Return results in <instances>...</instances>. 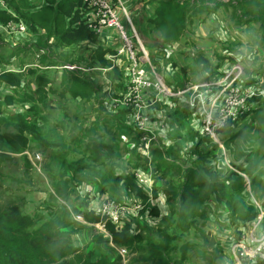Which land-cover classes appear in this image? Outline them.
Listing matches in <instances>:
<instances>
[{
  "label": "trees",
  "instance_id": "obj_1",
  "mask_svg": "<svg viewBox=\"0 0 264 264\" xmlns=\"http://www.w3.org/2000/svg\"><path fill=\"white\" fill-rule=\"evenodd\" d=\"M151 2V15L147 16L146 21L163 45L178 43L187 26L221 12L235 28L251 24L257 30L264 54V0ZM89 18V9L83 0H5L4 6H0V23L22 20L27 33L36 35L41 44L39 50L43 53L39 57L36 55L38 64L28 65V73L37 80V86L29 93L28 99L19 92L22 89L19 85L23 81L21 68L9 70L6 67L10 63L9 57L15 53L10 52L8 56L0 53V83L10 86L17 96L5 94L2 101L9 105L14 100L29 102L25 110H15L0 117V124L16 130L2 131L0 128V140L3 137L15 140L14 146H5L14 152L23 150L22 141L26 142V147L33 141L43 150H52V159L42 167L51 176L53 191L61 201L56 207L44 208L41 215L25 212L17 203L0 205V264H122L119 254L113 258L103 253L94 257V249L73 242L72 236L79 229L72 226L68 205L74 191L72 180L85 179H92L99 195L111 197L117 202H128L125 201L126 195H121V192L126 194L125 191L130 189L142 198L140 203L143 205L137 216L128 218L122 224L108 222L106 235L94 232L88 240L90 243L110 241L124 247L131 256L127 264H182L187 258L189 247L197 244L188 238H201L204 234L206 205L209 202L225 204L231 216L244 223L255 219L258 208L250 194L245 193L240 197V190L243 191L247 185L242 174L229 169L225 173L212 168L208 160L209 150L203 145L215 142L213 139L201 129H195L201 141L189 146L183 143L185 132L182 129L188 123V115L192 113L186 102V93L175 97L160 96L148 108L154 121L162 115L168 119L165 124L179 138L178 146L164 147L161 137H158V142H149V154L139 155L136 152L141 150L138 147H145L140 139L142 132L127 123V117L124 118L126 110L119 108L114 111L109 103L112 97L121 96L128 83L127 77L118 67L108 69L105 74L98 70L111 65L107 55L115 52L117 37L112 39L116 43L110 42L108 37L114 33L106 30L107 34L104 33L101 38L90 27ZM37 46L31 44L27 48L34 47L36 50ZM82 46L90 48L92 60L84 62L79 55L74 57V53L69 51ZM191 52L189 56L192 67L196 69L197 81L210 80L239 61L235 58L233 61L230 56V65L217 71L220 65H213L204 51L192 49ZM149 57L152 58L150 54ZM66 65H76V68L70 69ZM171 65L175 67L176 61ZM261 65L257 76L250 79L249 84L255 86L260 77L264 80V64L263 68ZM181 70L186 76L184 66ZM202 72L205 73L203 76L199 74ZM193 83L186 77L182 82L166 84L176 91ZM260 88L264 94V81ZM3 89L0 86L1 94ZM49 96L54 98L53 101H47ZM177 99L181 101L177 103ZM104 100L108 103V109L105 108ZM169 103L173 110L167 108ZM256 107L254 111L260 110L264 114V101ZM93 111L96 115L90 119L89 113ZM49 112H53L51 119L47 116ZM129 113L130 109L127 115ZM248 114L241 115L235 122ZM154 121L149 125L157 128ZM104 127L106 129L102 131ZM121 136L126 139L123 144L127 147L125 150L130 152L128 158L123 155ZM150 157L154 163L160 164L162 186L153 188L152 194L155 198H163V208L157 203L160 201L147 204V195L135 180L134 170L146 169ZM26 164L30 166L28 159ZM83 198H80L79 206L83 204L85 207L84 218L91 222L97 221L100 200L97 206L92 207ZM145 214L147 220L139 219ZM148 219L153 220V223ZM241 262L245 264L246 260L241 259ZM249 263L257 264L254 261Z\"/></svg>",
  "mask_w": 264,
  "mask_h": 264
},
{
  "label": "rangeland",
  "instance_id": "obj_2",
  "mask_svg": "<svg viewBox=\"0 0 264 264\" xmlns=\"http://www.w3.org/2000/svg\"><path fill=\"white\" fill-rule=\"evenodd\" d=\"M117 7L120 10L122 9L126 10L137 32V36L139 37L141 43L144 44V46L148 49L149 54L152 56L151 58L152 63L154 62L155 64V61H158V63H156L155 65L157 66L158 71L163 76L162 78L164 79L165 83L168 84L170 83L173 84V82L179 83L184 81V78L186 77L190 79V81L193 82L197 81L198 77H197V73L195 72L196 69L192 67L191 64L192 59L191 56H189V54L192 53L191 52L192 49L204 51L205 55H207V57L209 58V60L213 65L215 64L220 65L217 71H219L220 69L224 68L225 65L232 62L228 59V57L232 56L233 61L234 58L238 59L239 60L238 62H240V64L243 66L244 79H247L248 76L251 74V72L255 74V76H257L260 65L262 63L264 64V54L259 45L257 30L254 29L251 24L240 26L243 28H235V26L232 23L228 22L224 13L218 12L219 15L215 13L214 17L209 15L202 22L194 21L193 22L194 25L187 26L185 33L183 31L184 34L182 33L183 35L179 39L178 43L173 42L167 45L166 44L163 45V43H161V41L159 40L160 38L151 30L149 23L146 21L147 16L151 15L150 12L152 8L151 0H119ZM120 20L124 22V18L122 14L120 15ZM130 34L131 33L129 31L128 35ZM132 41H134V39H132ZM50 42L52 43L53 40H51ZM31 44H38L37 46L38 49L34 50V47L27 48V46H30ZM23 47L27 49L25 50L23 49ZM40 47L41 44L38 43L36 35L28 34L26 30V26H25V32L23 34H18L17 37H14L13 34L10 35L9 33H0V53L6 56H8L10 52L15 53L13 54V56L9 57L10 63L7 64L6 67H8L9 70H16L21 68L20 71H22L21 73H22L23 81L19 85L22 88L19 89V92L20 95L24 96L26 99H28L29 93H32L37 86V80L35 79V77L28 73L29 72L28 65L38 64L36 63L35 59H38L40 55H43V53L39 50ZM183 49H188V51L186 50V52L181 54L180 52ZM69 51L74 53V57H77L79 55L81 59L84 60V62H88L89 60H92L90 57L91 50L87 46H82V48L76 47L75 49ZM164 52H165V56H164ZM36 55L38 57H36ZM174 61H176L175 67L171 65L172 62ZM263 64L261 65V68H263ZM143 66L149 68L148 65L146 64H143ZM170 66H172V68H169ZM183 66L186 69L185 72L186 76H183L181 70V67ZM199 74L203 76L205 73L202 72ZM98 75L100 76V74ZM259 80L256 81L255 86L261 89L260 85L263 84L264 80L261 83H259ZM99 81L101 83L100 78ZM247 81L248 80H246V82ZM0 86L4 87V89L2 90L3 91L2 94L0 93V117L7 115V113L9 112L14 113L15 110L23 111L27 108L29 102L26 101L18 102L14 100L11 105L6 104L5 101L3 102L2 97L5 96V94L7 95L11 94L15 98L17 96H16V92L12 91L10 86L6 87L2 83H0ZM47 99H48L47 101L49 102V101H53L54 98L49 96ZM104 101H105V108L108 109V103L106 100ZM52 114L53 112H49L47 114L48 119L52 118ZM56 114L57 113H55V116ZM95 115H96L95 111L90 112L89 118L92 119L93 117H95ZM236 123L237 122L233 123L234 125L233 124L232 125L234 127L236 126L238 127L242 125L240 123L237 124ZM0 128L2 129V131L3 130L16 131L13 127L6 125L4 126L2 124H0ZM101 129L102 131H105L106 127ZM223 131L224 130L220 132L222 133ZM256 133L258 134L259 137L262 135V141H261L260 149L257 152V155L264 156V127L260 126L257 129ZM218 136L223 146L222 149V147L219 144H217L219 154L221 156L224 155L228 159L229 158L228 153L230 152L232 146L230 145L229 142L225 141L222 134H219ZM14 141L15 140L12 141L9 140L8 137H3L2 140H0V155H1L0 205L17 203L20 205L23 211L29 212L31 214L36 213L37 215H41L42 213H44V208L47 209L46 207H51V208L56 207L57 205H59V202H61L53 191L51 176L46 171H44L42 167L44 164H46L48 161L52 159L51 155H53V151L43 150L41 146H39L37 143H34L33 141L28 143L27 147H26V142L22 141V145H23V150H21L22 152L21 151L14 152L5 147V146H14L15 145ZM121 142L120 144L124 149L123 155L125 158H128L129 156L128 153L130 152H127L125 150V148L127 149V147L123 143H126V139L122 136H121ZM149 148L150 145L147 149L148 154H149ZM136 152L139 155H141L142 153L146 154L145 150L142 149L137 150ZM36 155H38V157H36ZM26 159H28L30 166H27ZM153 161L154 159L148 158V162H149L148 168L146 169L141 168L142 170L141 175L143 173L142 180L144 182V177H145L146 184L151 182L149 174L153 173V169L156 168V166L158 169H160V165L158 164L159 162L154 163ZM260 169H264V163L262 166H260ZM158 179H160L159 176ZM137 182L140 183L141 182L140 179H138ZM72 183L74 184V191L78 192V197H76L74 191H72L70 195V200L68 201L70 213H73L72 212L73 208H77L80 212L82 211V208H85L83 204L79 206V202L81 201L80 198L82 197H84L83 201L85 200L88 201L90 206L92 207L97 206L98 199L100 200L103 195L98 194L96 186L92 187L93 189H90V191L87 192L84 188L85 185H88L87 183L94 184L92 179H85L78 181L72 180ZM79 184H81L82 186L78 187ZM160 186H162V180L159 183V187ZM153 187H154V180L152 184V189ZM130 191L133 192L132 190ZM121 195H126V194L121 192ZM134 195L135 197L142 199L140 196L136 195L135 193ZM129 200L133 201V198H130ZM206 212H207L206 215L208 217L209 208L207 205H206ZM215 213L217 214V211H215ZM207 217H206L207 219L206 225L203 227L204 234L202 235V237L188 238L189 241H195L197 244L189 247L190 250L189 253L187 254V258L183 261L182 264H221L220 263L221 257L219 253L223 254L224 256L231 255L234 258V261H231V259L228 257L229 261H227L226 264H234V263L242 264L241 260H239L240 256L238 254H235L232 251V249H230V245H231L230 243L229 245H227L230 254L228 253V250H226L225 248H219L220 250L218 251L219 253L213 251L215 247L214 245H217L218 247H226L223 243H221V240L224 236L218 233V231L219 230L221 231L223 227L219 226L217 221L214 222L216 223L215 226H213L214 223L210 225ZM213 218L214 220H218L221 219L222 217H220L219 215L215 216L213 214ZM139 219H144V218L140 217ZM71 222L73 223V227L75 228L82 227L81 226L82 224L77 223V221L75 220H72ZM149 222L153 223V220L150 219ZM250 225L251 224H249L245 229H241L236 232L237 237H235L234 242L237 243L245 242V241H241V239L244 238L245 240H247L249 238ZM94 232L97 233L98 231L95 229V231L83 230L81 232H77L72 236L73 242L79 246H82L83 244L86 243L85 240L89 239V237ZM80 234L83 235V237ZM77 235H79L80 237L78 238ZM238 237L241 239H237ZM112 245L115 254L116 255L119 254L118 252L119 246L115 244ZM203 246L205 247L202 248ZM112 257L115 256L113 255ZM130 257L131 256L127 252L123 255V257L121 256L122 264H127L128 262L127 260ZM246 263L250 264L249 261H246Z\"/></svg>",
  "mask_w": 264,
  "mask_h": 264
},
{
  "label": "built area",
  "instance_id": "obj_3",
  "mask_svg": "<svg viewBox=\"0 0 264 264\" xmlns=\"http://www.w3.org/2000/svg\"><path fill=\"white\" fill-rule=\"evenodd\" d=\"M83 3L89 9V25L95 33L102 38L109 29L114 33L112 36L109 35V41L116 43L112 39L117 37L115 52L107 55L111 65L98 70L105 74L108 69L118 67L127 77L128 83L121 96L112 97L109 103L114 111L119 108L126 110L124 118L127 117V123L142 132L140 139L145 147L138 148L145 150L146 154H148L149 142L156 138L154 130L149 125L154 120L148 108L160 96L175 97L186 93V102L191 111H196L200 116L201 131L221 147L223 146L218 136L220 131L235 123L241 115L256 110V105L264 101L263 92L243 78V66L238 61L210 80L196 81L184 89L174 91L165 83L157 66L152 63L126 10L117 7L119 0H83ZM4 4L5 0H0V6ZM120 13L124 22L120 20ZM129 31L130 35H128ZM0 32L17 37L18 34L25 32V25L21 20H10L0 23ZM143 64L148 65L149 68L144 67ZM66 67L72 69L76 68V65H66ZM80 68L83 70V67ZM262 81L261 77L259 83ZM129 109L130 113L127 115ZM134 174L136 182L138 179L141 181L137 182L138 185L146 184V179L144 177L143 182V173L141 175L139 169H135ZM252 198L258 213L249 223L251 224L249 238L245 240L238 237L237 239L245 242L237 243L233 240L230 249L240 256L239 260L264 264V208L253 196ZM141 208L140 201L117 202L111 197L102 196L97 209L99 219L93 223V226L98 232L107 234L108 222L122 224L128 218L137 216ZM72 219L82 221L78 214H74ZM118 252L123 257L126 250L124 247H119Z\"/></svg>",
  "mask_w": 264,
  "mask_h": 264
},
{
  "label": "crops",
  "instance_id": "obj_4",
  "mask_svg": "<svg viewBox=\"0 0 264 264\" xmlns=\"http://www.w3.org/2000/svg\"><path fill=\"white\" fill-rule=\"evenodd\" d=\"M213 16V15H211ZM214 17V16H213ZM229 64L225 65L222 70L228 67ZM247 72V71H246ZM251 72V71H250ZM255 78V74L251 72V74L248 76L247 81L248 83L251 82L250 79ZM201 81V80H199ZM195 83V81H194ZM186 96V94H185ZM181 100L177 99V103H179ZM171 104L169 103L167 108L170 110H173L171 108ZM188 115V123H185V128L182 129V132L184 134L183 143L187 144L188 146L192 143H196L199 141V136L197 137V133L195 132V129L199 131L201 129L200 126V116L196 111H191ZM166 121L168 122V119L162 115L159 119H156L154 121L157 128H153L156 138L154 139L155 142H158V137H161V142L165 144L164 147H168L170 145L176 144L178 146V140L179 138L175 135V132L170 129L169 125H166ZM173 122V121H172ZM175 123V122H174ZM237 123L242 124L241 126L234 127L233 125L228 126L222 133L223 138L225 141L229 142L232 146L230 152L228 153L229 158L227 159L224 155L221 156L219 154V150L215 144V142H208L203 145V148L209 150V157L208 160L211 164L212 168H214L217 171L225 172L227 173L228 170H233L236 173H240L243 175L244 179L247 182V185L245 189L240 190V197L244 196V194H250L253 196L257 201L261 202L262 206L264 207V169H260V166L264 163V156L257 155L258 150L260 149L261 141H262V135L259 137L257 132V129L260 126L264 127V114H262L259 111H252L247 116L239 120ZM236 123V124H237ZM173 126V125H172ZM259 126V127H258ZM245 128V129H242ZM239 129V130H238ZM238 130V131H237ZM170 140L169 142H166V140ZM201 141V140H200ZM199 141V142H200ZM257 142V144H256ZM203 142H201L200 145H202ZM223 149V147H222ZM182 152V147L180 148ZM180 154V153H179ZM151 158V157H150ZM154 162V161H153ZM149 163V162H148ZM147 163V164H148ZM159 164V163H158ZM157 165V164H156ZM160 165V164H159ZM149 166V165H148ZM148 168V167H147ZM239 169V170H238ZM159 170L156 166V168L153 169V173H150V183L144 184L142 186H139V188L146 193V203L147 204H156L157 202L161 208H163V198L160 196L158 198L153 197L154 195L152 193V184L154 180V187L153 188H159V183L161 182V178L158 179V176L160 175ZM81 183V182H80ZM85 185L84 188L87 191H90V189H93L92 187L96 186V184H89ZM90 185V186H89ZM82 185L79 184L78 187H81ZM81 191V190H80ZM151 191V192H150ZM245 191V192H244ZM82 192V191H81ZM127 199L125 201L130 202V198H133V201H139L140 199L135 197L134 193L131 192L129 189L125 191ZM75 196H77L78 192L74 191ZM139 194V193H138ZM58 198V197H57ZM209 208L208 213V220L210 225L214 223L215 221L218 222V225L223 227V229L218 231L219 234H222L224 237L221 240V243H223L226 247L231 243L236 236V232L239 230V228L247 227L248 223L241 222L242 220H238L237 218H233L230 214L229 208L223 204L218 202H209L207 204ZM143 207V205H142ZM217 211V214L215 213ZM73 213H70V217H72L74 214H78L81 217L82 221H77V223L82 224L81 228H78V232H81L83 230H94L95 228L93 226V223L96 221H88L84 218L83 215V208L80 212L77 208L72 209ZM213 214L215 216L219 215L222 217L221 219L214 220ZM211 219H210V218ZM141 218H144L147 220V214L144 216L141 215ZM226 219V220H224ZM73 220V219H72ZM150 220V219H148ZM220 220V221H219ZM224 220V221H221ZM248 220V219H244ZM243 223V224H242ZM216 223H214L213 226H215ZM242 224V226H241ZM73 226V223H72ZM96 233V232H95ZM240 233V231H239ZM81 235V234H80ZM106 235V234H105ZM83 237V235H81ZM79 238L80 236L77 235ZM90 238V237H89ZM85 240V239H84ZM89 239L85 240V244L89 248L94 249V257L99 256L100 254H106L108 257L113 258L112 256H116L114 249H113V243L110 241L105 243H90L88 241ZM79 244V243H78ZM215 252L219 253V248H225L228 250V247H218L217 245H214ZM87 247V248H88ZM229 253V250H228ZM230 254V253H229ZM220 263L226 264L228 260V257L231 259V261H234V258L230 256H224L223 254H220ZM235 264V263H234ZM246 264V263H245ZM251 264V263H250Z\"/></svg>",
  "mask_w": 264,
  "mask_h": 264
}]
</instances>
